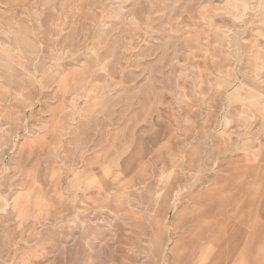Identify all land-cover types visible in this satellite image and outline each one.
Listing matches in <instances>:
<instances>
[{
    "label": "rangeland",
    "instance_id": "374dc122",
    "mask_svg": "<svg viewBox=\"0 0 264 264\" xmlns=\"http://www.w3.org/2000/svg\"><path fill=\"white\" fill-rule=\"evenodd\" d=\"M262 100L264 0H0V264H264Z\"/></svg>",
    "mask_w": 264,
    "mask_h": 264
},
{
    "label": "crops",
    "instance_id": "0c3cea01",
    "mask_svg": "<svg viewBox=\"0 0 264 264\" xmlns=\"http://www.w3.org/2000/svg\"><path fill=\"white\" fill-rule=\"evenodd\" d=\"M263 94V93H262ZM259 102H262L264 103V100L262 101H259ZM264 126V125H263ZM264 134V128L261 127V129H258V132H257V135H262ZM181 156H178L177 159L180 160ZM184 158V156H183ZM178 165L176 166V169L178 171V174L179 172L183 169H186L187 167V161L184 162L183 164L181 162L178 161L177 163ZM73 180L72 182H70V191H72V193H76L78 190H79V186L81 184L84 185V182L86 181V177L87 175H84V174H81L80 172L78 171H74V175H73ZM74 182V184H73ZM209 190V197H208V202H206V205H205V216H204V220L208 221L206 223V226H205V231L206 232H210L212 231L211 230V226L212 224H214L215 222L217 223L219 221V217H223L225 215V213H227V205L225 204V202L223 201V198L218 194L214 195V192L210 189H206L205 191ZM216 196V198L214 197ZM213 197V198H212ZM211 198V201H209V199ZM160 199L161 197H157V204L158 206L160 205ZM164 199V198H163ZM211 223V225L209 226V224ZM219 226V229L223 227V222L221 221L220 224H218ZM208 235H204V240L209 236ZM236 236L237 235H234V234H231L229 237L226 238L225 242L223 243L224 244H233L234 240H236ZM223 245L221 246V248L218 249V255H219V258L222 259L223 256H224V252L225 250H223ZM231 246V245H230ZM234 246H232V251L230 252L229 255H232L233 254V251H234Z\"/></svg>",
    "mask_w": 264,
    "mask_h": 264
}]
</instances>
